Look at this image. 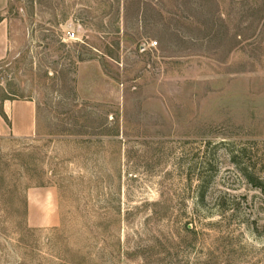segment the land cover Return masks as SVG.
Here are the masks:
<instances>
[{
	"label": "rangeland",
	"instance_id": "1",
	"mask_svg": "<svg viewBox=\"0 0 264 264\" xmlns=\"http://www.w3.org/2000/svg\"><path fill=\"white\" fill-rule=\"evenodd\" d=\"M2 19L0 104L34 103L36 126L0 137V264H264L243 176L264 182V0H9Z\"/></svg>",
	"mask_w": 264,
	"mask_h": 264
},
{
	"label": "crops",
	"instance_id": "2",
	"mask_svg": "<svg viewBox=\"0 0 264 264\" xmlns=\"http://www.w3.org/2000/svg\"><path fill=\"white\" fill-rule=\"evenodd\" d=\"M9 0H0V61L7 55L8 27L2 15ZM36 126V108L30 101L4 100L0 104V137L29 138Z\"/></svg>",
	"mask_w": 264,
	"mask_h": 264
},
{
	"label": "trees",
	"instance_id": "3",
	"mask_svg": "<svg viewBox=\"0 0 264 264\" xmlns=\"http://www.w3.org/2000/svg\"><path fill=\"white\" fill-rule=\"evenodd\" d=\"M4 100H6V99H4ZM243 176L248 181V183H250L253 187H255L262 194H264V182H263V180H261L259 178H254L252 175L246 174L245 172L243 173ZM206 185H207L206 182H204L203 179L200 178L199 184L197 186V198H196L198 204H202V202L204 200Z\"/></svg>",
	"mask_w": 264,
	"mask_h": 264
},
{
	"label": "built area",
	"instance_id": "4",
	"mask_svg": "<svg viewBox=\"0 0 264 264\" xmlns=\"http://www.w3.org/2000/svg\"><path fill=\"white\" fill-rule=\"evenodd\" d=\"M67 38H68V40H77L76 30L69 28V30L67 32Z\"/></svg>",
	"mask_w": 264,
	"mask_h": 264
}]
</instances>
